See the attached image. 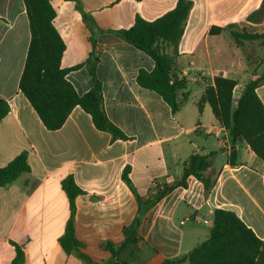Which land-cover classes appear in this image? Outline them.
Returning a JSON list of instances; mask_svg holds the SVG:
<instances>
[{
  "label": "crops",
  "instance_id": "1",
  "mask_svg": "<svg viewBox=\"0 0 264 264\" xmlns=\"http://www.w3.org/2000/svg\"><path fill=\"white\" fill-rule=\"evenodd\" d=\"M78 1L105 30L96 36V73L103 84L106 114L127 139L97 129L79 106L60 129L45 127L19 89L31 40L24 0H0V100L10 107L0 122V167L23 153L30 167L13 184L0 188V264L14 260L13 244L24 252V264H84L79 252L68 253L60 243L71 214L62 183L71 176L84 192L75 199V236L84 245L82 252L96 263L113 261L106 247L111 244L119 252V264H169L208 238L216 209L234 211L264 240V161L246 142L232 144L208 104L202 112L198 106L216 76L238 82L236 108L245 86L263 75V49L253 54L248 42L237 46L228 30L214 36L209 31L232 24L235 29L264 27V0H191L176 61L179 76L188 81L180 92L187 99L176 114L157 93L137 82L141 70L153 71L154 61L106 30L129 28L136 15L155 20L174 9L178 0ZM51 4L54 26L66 45L61 65L69 69L93 51L91 31L77 2ZM257 11L262 18L249 21ZM67 79L80 96L92 88L86 68L71 71ZM190 85L201 88L196 113L187 106ZM256 91L264 105V80ZM233 149L236 165L229 162ZM195 153H215L206 172L215 181L212 191L190 177L187 186H176L156 200L160 190L181 179ZM126 170L133 189L123 178Z\"/></svg>",
  "mask_w": 264,
  "mask_h": 264
},
{
  "label": "trees",
  "instance_id": "2",
  "mask_svg": "<svg viewBox=\"0 0 264 264\" xmlns=\"http://www.w3.org/2000/svg\"><path fill=\"white\" fill-rule=\"evenodd\" d=\"M77 7L91 31L90 41L93 51L87 60L69 69L62 68L65 42L54 26L56 11L51 0H24L31 40L20 79L19 89L37 112L48 130L60 129L72 110L79 106L87 112L97 129L109 132L114 139H127V136L108 118L104 108L103 84L97 77L96 66L98 49L96 36L105 30L100 29L94 18L86 14L78 0ZM122 1V0H120ZM140 2L142 0H134ZM191 0H178L174 9L163 16L149 21L136 15L129 28L109 29L113 33L137 49L143 51L154 61L152 72L141 70L137 76L140 87L157 93L171 108L173 114L181 110L185 99L180 92L188 84L186 78L180 77L176 70L179 56V44L185 33V23L192 9ZM259 12H253L248 20L254 22ZM235 24L227 27L213 26L209 34L219 35L228 30L237 46L246 42L260 41L264 48V33L252 32L247 27L235 29ZM172 48L173 53H170ZM86 68L92 78L91 90L80 96L68 81L67 75L74 70ZM264 80V73L245 86L243 94L234 108V90L238 82L225 76H216L214 84L207 86L199 101V110L208 104L218 123L229 132L233 145L239 141L246 142L252 151L264 161V105L257 88ZM10 111L6 100H0V122ZM215 153L193 154L184 167L183 175L173 186L160 190L156 200L169 193L176 186H187V179L195 177L201 181L205 190L210 193L215 181L206 175L212 165ZM237 151L230 152L229 162L236 165ZM30 170L27 154L16 157L8 166L0 167V188L13 184L22 174ZM126 170L124 180L133 189ZM63 190L70 201V218L65 234L61 237L62 248L70 252H79L85 264H119L115 262L119 252L111 244L106 247L111 251V263H96L82 249L84 245L75 236V199L84 192L71 176L62 183ZM141 209L142 203H140ZM15 246L16 255L10 264H24L25 255L21 247ZM169 264H264V240L259 239L242 219L231 210L216 209L214 224L208 238L195 247L190 253L169 260ZM124 264V263H122Z\"/></svg>",
  "mask_w": 264,
  "mask_h": 264
},
{
  "label": "rangeland",
  "instance_id": "3",
  "mask_svg": "<svg viewBox=\"0 0 264 264\" xmlns=\"http://www.w3.org/2000/svg\"><path fill=\"white\" fill-rule=\"evenodd\" d=\"M257 18H262L261 15H258ZM250 31H259V32H264V27H254L252 29H250ZM258 48V49H257ZM250 51H252L253 54H259L257 53V50L258 52L260 51V49H263V54H264V48L260 45V41H256V42H252V43H249L248 44V48ZM264 57V55H263ZM190 81H193V78L190 77L189 78ZM188 90L191 92L190 94V98H189V102H188V110L189 112L191 111H194L195 113L197 112V104H198V101H199V98H200V92H201V88L198 87V86H194V85H190L188 87ZM236 100V99H235ZM196 108V109H195ZM184 113V111H183ZM193 139H195L196 141H202L201 138H198L196 136L193 135ZM84 264H85V261L83 260Z\"/></svg>",
  "mask_w": 264,
  "mask_h": 264
}]
</instances>
